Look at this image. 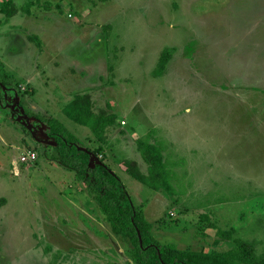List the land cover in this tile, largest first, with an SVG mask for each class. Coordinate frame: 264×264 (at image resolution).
<instances>
[{
	"label": "rangeland",
	"instance_id": "374dc122",
	"mask_svg": "<svg viewBox=\"0 0 264 264\" xmlns=\"http://www.w3.org/2000/svg\"><path fill=\"white\" fill-rule=\"evenodd\" d=\"M0 73V264H134L59 163L51 118L120 177L157 242L225 252L229 230L264 261V0H0ZM84 94L116 115L107 140L63 113ZM150 136L171 194L122 163L148 172Z\"/></svg>",
	"mask_w": 264,
	"mask_h": 264
},
{
	"label": "trees",
	"instance_id": "16d2710c",
	"mask_svg": "<svg viewBox=\"0 0 264 264\" xmlns=\"http://www.w3.org/2000/svg\"><path fill=\"white\" fill-rule=\"evenodd\" d=\"M1 12L10 19L16 15L17 10L12 11L4 7ZM170 60L171 56L168 53H162L153 76L164 75ZM63 112L71 120L88 127L101 141L107 140L108 129L117 119L116 115L106 111L96 113L89 94L75 96L73 101L64 107ZM47 124L49 135L56 142L59 163L75 172L87 185L112 233L130 244V256L134 264H264L263 257L257 256L247 241L234 238V232L229 230L218 229L216 234L217 238L234 243V247L225 252L183 250L174 245L160 244L151 233V223L134 204L125 185L112 168L104 162L91 167L95 151L81 148L77 137L56 118L47 120ZM152 139L150 136L136 141L137 149L148 166L147 173L140 170L136 161L123 160L122 163L126 167V172L139 182L154 190L163 189L171 194L172 173L165 162V148L152 143ZM204 220L207 223L206 227L217 229L207 221V216ZM206 227L203 229L204 236Z\"/></svg>",
	"mask_w": 264,
	"mask_h": 264
},
{
	"label": "crops",
	"instance_id": "0c3cea01",
	"mask_svg": "<svg viewBox=\"0 0 264 264\" xmlns=\"http://www.w3.org/2000/svg\"><path fill=\"white\" fill-rule=\"evenodd\" d=\"M20 12H22L21 10H20ZM28 14V13H27ZM15 30V29H14ZM77 67H79L78 69H81L83 66H80V65H77ZM73 101V98L71 99V101L70 102H68L67 104H69V103H71ZM64 109V108H63ZM64 113V112H63ZM94 136V135H93ZM95 137V136H94ZM53 139V138H52ZM86 149V148H85ZM137 153H139V152H137ZM140 154V153H139ZM141 155V154H140ZM142 161H143V159H142ZM147 169H148V166H147ZM147 173V172H146ZM104 217V216H103ZM105 219V218H104Z\"/></svg>",
	"mask_w": 264,
	"mask_h": 264
},
{
	"label": "water",
	"instance_id": "95a60500",
	"mask_svg": "<svg viewBox=\"0 0 264 264\" xmlns=\"http://www.w3.org/2000/svg\"><path fill=\"white\" fill-rule=\"evenodd\" d=\"M84 149V148H83Z\"/></svg>",
	"mask_w": 264,
	"mask_h": 264
}]
</instances>
